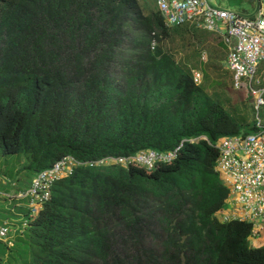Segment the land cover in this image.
Segmentation results:
<instances>
[{
	"label": "trees",
	"instance_id": "obj_1",
	"mask_svg": "<svg viewBox=\"0 0 264 264\" xmlns=\"http://www.w3.org/2000/svg\"><path fill=\"white\" fill-rule=\"evenodd\" d=\"M191 28L140 0H0V149L32 177L67 156L82 164L36 216L19 209L11 263L264 264L251 225L217 215L229 189L216 146L249 130L162 46ZM182 143L153 170L88 166Z\"/></svg>",
	"mask_w": 264,
	"mask_h": 264
},
{
	"label": "built area",
	"instance_id": "obj_2",
	"mask_svg": "<svg viewBox=\"0 0 264 264\" xmlns=\"http://www.w3.org/2000/svg\"><path fill=\"white\" fill-rule=\"evenodd\" d=\"M152 3L162 15L167 27L189 26L220 37L227 53L225 67L232 75L236 90L241 89L244 84L253 90L254 82L259 87L257 91L253 90L258 112L255 131L226 137L216 146L219 151L216 170L223 184L229 189L225 209L217 215L221 223L238 221L251 225L250 243L262 241L264 248V123L259 118L260 110L264 106V87H261L262 83L257 79L260 67H264V13L261 9L257 17L247 18L226 9L213 7L210 0H153ZM156 45L153 41V50ZM201 61L207 62L205 53L201 56ZM192 73L195 84L201 85L202 73L196 70ZM196 141L197 139L191 140ZM183 144L167 153L151 150L141 152L137 156L107 157L89 162L88 166L128 168L135 164L153 170L161 164L175 161ZM81 165L73 157H64L50 168L38 172L25 191L9 198L26 201L32 217L36 216L51 200L55 184L71 176ZM11 223L9 220H2L0 214V245L14 246L15 235L22 225L23 228L28 225L24 217L18 229Z\"/></svg>",
	"mask_w": 264,
	"mask_h": 264
},
{
	"label": "rangeland",
	"instance_id": "obj_3",
	"mask_svg": "<svg viewBox=\"0 0 264 264\" xmlns=\"http://www.w3.org/2000/svg\"><path fill=\"white\" fill-rule=\"evenodd\" d=\"M140 1L146 15L156 13L157 9L152 3L153 0ZM210 4L247 18L257 17L261 9L264 13V0H210ZM191 29V32L173 30L172 37L162 43L164 50L173 55L184 69L202 73L201 86L206 93L225 108L243 130L246 129L249 133H253L251 128L258 121V112L255 108L256 96L253 90L257 91L258 85L254 82L252 90L250 86L244 84L241 89L236 90L232 75L225 67L227 53L220 37L216 34ZM204 53L207 56V62L203 63L201 56ZM257 79L261 81V87H264V70L260 69ZM259 118L264 123V106L260 110ZM226 137L229 136L222 137L220 142ZM32 178V173L28 171L26 157L5 155L0 149V214L2 220H6L8 214L23 215L24 212H19L21 208L29 212L26 201H16V199H10L9 196H15L29 188ZM11 224L18 229L15 220ZM251 245L255 248L263 247L262 241L259 243L253 241ZM11 250L4 244L0 245V264H14L8 258Z\"/></svg>",
	"mask_w": 264,
	"mask_h": 264
},
{
	"label": "crops",
	"instance_id": "obj_4",
	"mask_svg": "<svg viewBox=\"0 0 264 264\" xmlns=\"http://www.w3.org/2000/svg\"><path fill=\"white\" fill-rule=\"evenodd\" d=\"M224 47V46H223ZM225 49V48H224ZM20 206V205H19ZM9 216H7V218H6V220H9V221H14L15 220V222H16V224L20 227L21 226V221H22V217H23V215H21V214H18V215H16V214H14V215H12V214H8ZM9 217V218H8ZM17 235V234H16ZM15 235V236H16Z\"/></svg>",
	"mask_w": 264,
	"mask_h": 264
}]
</instances>
